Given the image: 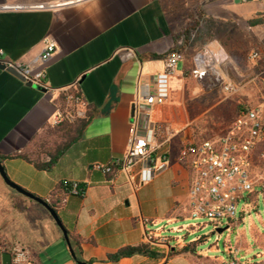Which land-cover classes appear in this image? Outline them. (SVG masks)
I'll return each mask as SVG.
<instances>
[{
    "label": "crops",
    "instance_id": "0c3cea01",
    "mask_svg": "<svg viewBox=\"0 0 264 264\" xmlns=\"http://www.w3.org/2000/svg\"><path fill=\"white\" fill-rule=\"evenodd\" d=\"M197 10L212 27H232L264 17V2L0 0V51L10 61L44 69L47 83L30 87L0 69V160L14 184L44 201L58 202V215L85 262L192 264L202 255L195 247L198 240L178 237L173 247L172 238L163 236L166 231L197 230L187 224L192 175L188 165L178 160L180 150L220 138L230 128L202 121L201 87L209 81L186 75L209 43L201 45L192 29L181 36ZM48 39L56 42L57 50L42 67L36 61ZM172 52L181 56L178 75L170 81L166 104L154 107L150 117L160 127L157 140L169 167L145 184L136 172L97 169L122 160L134 127L146 125L148 118L136 106L138 94L142 88L154 89ZM233 69L234 75L249 77ZM89 107H95V117L73 140L67 135L69 125L84 118ZM232 109L237 116L240 109L235 105ZM61 148L52 171L10 157L27 152L47 162ZM62 183L79 184L83 195L59 190ZM0 243L8 251L14 246L26 248L30 264H77L48 210L11 188L1 174ZM141 244H149L158 256L135 255L117 263L108 259L125 247Z\"/></svg>",
    "mask_w": 264,
    "mask_h": 264
},
{
    "label": "built area",
    "instance_id": "2783aa9c",
    "mask_svg": "<svg viewBox=\"0 0 264 264\" xmlns=\"http://www.w3.org/2000/svg\"><path fill=\"white\" fill-rule=\"evenodd\" d=\"M56 50V42L46 40L36 62L45 67L54 57ZM258 58L257 52L250 56L252 61ZM180 60L179 53H170L165 59L164 70L156 77L154 89L140 90L136 106L140 113L148 118L147 123L143 129L134 127L125 157L114 163L120 169L136 172L142 184L152 181L157 174L169 167V160L160 151L162 146L157 140L160 127L151 123L150 117L154 107L162 106L168 101L170 81L178 75ZM1 66L14 70L26 83L47 86L44 69L36 70L31 65L10 61L4 57L2 51ZM230 71L235 72L230 66L229 54L218 41H211L197 58L195 69L186 75L199 81L208 80L212 86L232 97L248 82H245V79L236 81L230 76ZM253 81L255 78L250 82ZM262 83L263 90L257 104L243 105L224 136L188 145L180 150L178 160L188 165L192 175L188 195L191 218H205L216 226L221 225L223 221L233 225L237 222L238 206L242 201L249 203L250 196L257 193V189L264 195V173L256 174L258 163L264 165V79ZM76 101L79 102L80 99L76 98ZM96 167L99 170L105 168L108 172L112 171L111 166ZM80 193V185L72 184L70 194ZM47 203H51V199H48ZM244 212L245 209L242 214ZM7 251V246L0 243V253L11 254L12 264H30V253L26 248L14 246ZM226 264L242 263L235 258Z\"/></svg>",
    "mask_w": 264,
    "mask_h": 264
},
{
    "label": "rangeland",
    "instance_id": "374dc122",
    "mask_svg": "<svg viewBox=\"0 0 264 264\" xmlns=\"http://www.w3.org/2000/svg\"><path fill=\"white\" fill-rule=\"evenodd\" d=\"M174 4L177 5V2ZM185 10L186 13L191 14L188 8ZM199 12L197 10L196 17L191 18L190 24L188 21L181 36H187L189 30L192 29L201 45L212 40H219L230 56V66L240 71L242 76L249 75V77L240 78L238 74L234 75L235 72L230 71L232 78L237 77L234 78L236 81L240 82L245 79V82H248L244 89L232 97L222 93L210 82L201 87L203 92L200 102L205 111L202 121L218 122L221 124L220 127L225 129L229 125L231 126L235 120L236 113L232 109L233 105L240 109V103L245 102V105L253 106L259 101L264 79V25L250 26L248 22L241 25L234 24L232 27H212L208 21L199 17ZM256 52L259 54V58L255 61L250 60V56ZM254 78L255 81L250 82ZM258 166L256 174L264 173V165L258 163ZM243 209L245 212L242 214ZM187 224L197 228L195 233L187 230L166 231L163 236L172 238L170 244L173 247H175L178 237L183 241L198 240L195 247L202 255L196 256L191 261L192 264H226L235 258L242 264L264 262V195L260 189L250 196L249 203L242 201L239 204L237 222L233 225L223 221L221 225L216 226L205 218L193 219L191 217ZM227 227L228 229L223 232L217 231V229Z\"/></svg>",
    "mask_w": 264,
    "mask_h": 264
},
{
    "label": "trees",
    "instance_id": "16d2710c",
    "mask_svg": "<svg viewBox=\"0 0 264 264\" xmlns=\"http://www.w3.org/2000/svg\"><path fill=\"white\" fill-rule=\"evenodd\" d=\"M250 26H257V25H264V17H258L256 19H252L249 21ZM69 94L75 99L77 97V94L74 91H70ZM96 109L95 107H89L86 115L84 118H76L74 123L70 124V130L67 133V135L72 138L73 140L77 139L82 135V133L86 130L88 125L91 123L93 118L95 117ZM63 153V149H57L54 153L50 154V160L47 162H43L39 158H34L31 156V154L24 152V153H16L10 157H17V158H23L26 161L32 163L36 168L39 170H45V171H52V169L56 166L60 156ZM112 170L119 169L120 167L117 165L111 166ZM59 190L66 189L67 193L70 194L71 185H67L65 183H62L58 187ZM80 195H83L84 190L80 187ZM254 197V196H253ZM58 200V199H57ZM47 202V201H46ZM51 207H53L56 211L58 210V202H51L48 203ZM74 250L77 255V264L78 262H84L86 264H91L90 262H85L83 260L82 250L77 245H75ZM76 248V249H75ZM135 255H143L150 258H156L158 255L155 251L151 249V246L149 244H141L138 246H130L125 247L118 251L114 255H109L108 259L109 261L113 263L119 262L122 258L126 257H133Z\"/></svg>",
    "mask_w": 264,
    "mask_h": 264
},
{
    "label": "water",
    "instance_id": "95a60500",
    "mask_svg": "<svg viewBox=\"0 0 264 264\" xmlns=\"http://www.w3.org/2000/svg\"><path fill=\"white\" fill-rule=\"evenodd\" d=\"M0 69L2 70H6L10 73H12L13 75H15L16 77L20 78L21 80L24 81V79L18 74L16 73L14 70H11V69H5V67L1 66ZM28 86L32 87L33 85L31 83H27ZM42 90V89H41ZM0 174L2 175L4 181L13 189H15L16 191H18L19 193H21L22 195L40 203L41 205H43L47 210L48 212L50 213V215L52 216V218L54 219V221L56 222V224L58 225V227L60 228V230L62 231L63 233V236L65 238V241L68 245V248H69V251H70V254L71 256L73 257V259L75 261H77V255H76V252L74 250V247L72 245V242H71V239H70V235L67 231V229L65 228L62 220L60 219L59 215H58V212L53 208L51 207L46 201H44L43 199H40L38 197H35L34 195L26 192L25 190H23L22 188H20L19 186H17L16 184H14L10 179L9 177L7 176L6 174V171L4 169V166H3V163L2 161L0 160ZM228 229L227 228H223V229H217L218 232H223L224 230ZM2 264H12V257H11V254L9 253H3L2 254ZM78 264H86L84 262H78Z\"/></svg>",
    "mask_w": 264,
    "mask_h": 264
}]
</instances>
